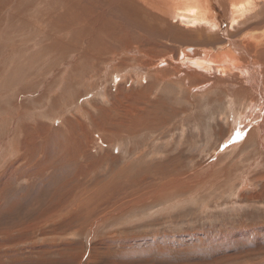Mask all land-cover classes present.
<instances>
[{"label": "rangeland", "instance_id": "rangeland-1", "mask_svg": "<svg viewBox=\"0 0 264 264\" xmlns=\"http://www.w3.org/2000/svg\"><path fill=\"white\" fill-rule=\"evenodd\" d=\"M13 4L0 0V149L10 136L8 147L20 151L0 153V264H264V167L248 169L245 188L239 171L260 156L256 143L219 147L233 123L228 100L207 108V98L174 103L166 93L163 104L178 115L163 139L150 127L105 143L92 116L100 106L114 114L110 100L84 92L90 65L59 63L69 53L37 47L50 39L39 29L20 21L2 27ZM120 86L142 84L100 89L116 94ZM183 179L192 184L176 195L158 190Z\"/></svg>", "mask_w": 264, "mask_h": 264}, {"label": "bare ground", "instance_id": "bare-ground-1", "mask_svg": "<svg viewBox=\"0 0 264 264\" xmlns=\"http://www.w3.org/2000/svg\"><path fill=\"white\" fill-rule=\"evenodd\" d=\"M42 2L46 7L44 11ZM2 9L1 5L0 12ZM36 9H40V13L34 14ZM8 12L2 27L8 30L9 23L12 29V23L20 21L39 29L42 37L50 39L45 44L36 43L37 47H47L53 56L59 50L69 53L59 63L67 62L69 57L77 58V63L82 61L90 65L93 74L88 88L91 89L86 88L84 92L87 95L93 89L105 102L110 100V110L114 114L110 117L100 106L97 109L100 114L92 116L96 132L105 131L99 135L105 143L112 140L115 144L123 133L150 127L157 139H163L165 130L178 115L174 112L176 117H172L167 105L165 108L166 93L171 95L170 101L174 103L188 102L194 96L207 98V108L215 101L222 103L226 99L233 123L228 134H221L219 147L232 150L256 143L260 156L256 155L248 168L239 171L243 174L244 187L245 184L248 186L247 178L252 173H248V169L264 167V0H15L13 9ZM6 34L10 35L4 33L3 37ZM58 44L60 46L56 47ZM54 65L57 66V62ZM46 81L45 84L42 82L43 86ZM111 81L117 84L132 81L142 86L138 89L130 87V91L120 86L116 94L100 89ZM181 108L174 110L183 112ZM13 139L9 136L0 149V153L5 152L9 158L14 156L13 150L18 146L8 147ZM19 151L17 149V153ZM75 157L70 159L75 160ZM60 158L67 159L61 155ZM215 158L218 159L217 155ZM10 172H15L14 167ZM199 178L190 176L189 179L201 181ZM230 178L227 177V182ZM190 181H168L161 187L158 185V190L172 188L165 197L176 195L187 187L186 184H192ZM146 200L141 197L132 202ZM80 201L79 197L75 199L73 206Z\"/></svg>", "mask_w": 264, "mask_h": 264}]
</instances>
